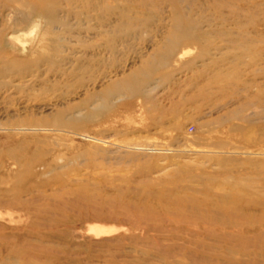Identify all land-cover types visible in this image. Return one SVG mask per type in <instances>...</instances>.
<instances>
[{
	"label": "rangeland",
	"instance_id": "obj_1",
	"mask_svg": "<svg viewBox=\"0 0 264 264\" xmlns=\"http://www.w3.org/2000/svg\"><path fill=\"white\" fill-rule=\"evenodd\" d=\"M0 264H264V0H0Z\"/></svg>",
	"mask_w": 264,
	"mask_h": 264
},
{
	"label": "bare ground",
	"instance_id": "obj_2",
	"mask_svg": "<svg viewBox=\"0 0 264 264\" xmlns=\"http://www.w3.org/2000/svg\"><path fill=\"white\" fill-rule=\"evenodd\" d=\"M10 152L12 153V151H10ZM8 153H9V151H8ZM8 153H7V154H8ZM11 153H10V154H11ZM8 155H9V154H8ZM11 155H12V154H11Z\"/></svg>",
	"mask_w": 264,
	"mask_h": 264
}]
</instances>
